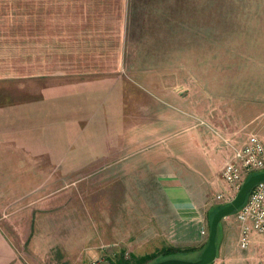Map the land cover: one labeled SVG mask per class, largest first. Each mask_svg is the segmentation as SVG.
<instances>
[{"label":"rangeland","instance_id":"1","mask_svg":"<svg viewBox=\"0 0 264 264\" xmlns=\"http://www.w3.org/2000/svg\"><path fill=\"white\" fill-rule=\"evenodd\" d=\"M122 4L112 15L118 11L122 21L101 25L95 45L84 37L88 55L98 51L103 61L109 60L107 52L119 44L123 73L134 81L124 88L121 99L140 100L153 111L155 105L162 106L173 113L171 117L182 112L189 120L183 128H164L163 146L171 147L176 140L171 135L186 129L209 133L222 153L228 151L223 137L241 142L255 133L264 144V0H129V5L125 0ZM58 5L55 0H0V96H22L16 87L34 78L40 62L56 69L63 64L62 26L47 25L48 18L61 12ZM104 88H99L103 100L109 93ZM147 110L142 116L151 118L153 111ZM59 132L63 133L56 129L53 138L56 159L63 166L79 163L82 154L74 150L79 138L72 136L74 146L68 149L69 135ZM39 160L16 172L35 183L7 186L0 181V225L18 254L31 264L94 260L110 264L121 252L138 256L173 244L169 236L173 210L148 162L123 168L120 159L117 172L109 170L101 179L91 169L83 183L84 174L67 177L58 168L43 170L35 167L44 165ZM12 172L2 170L1 176ZM110 177L115 181L107 185ZM220 181L219 192L235 195L237 190ZM238 236L232 213L219 223L222 247L215 264H264V237L251 234L249 246L241 249ZM199 254L179 252L175 257L195 260Z\"/></svg>","mask_w":264,"mask_h":264},{"label":"crops","instance_id":"2","mask_svg":"<svg viewBox=\"0 0 264 264\" xmlns=\"http://www.w3.org/2000/svg\"><path fill=\"white\" fill-rule=\"evenodd\" d=\"M55 1L61 12L52 20L48 18L47 25L62 26L63 64L56 69L50 63L44 66V61L40 62L43 65L38 67L34 78L16 87L22 96H0V181L7 186L9 183H35V179H24L27 174L19 172L16 175V172L30 169L28 162L38 158L44 165L35 167L58 168L62 170L61 175L67 177L72 173L84 174L83 183L92 174L91 169L103 179L109 170H112L111 174L117 172L120 159L125 160L121 162L123 168L132 167V162L146 161L149 169L155 170L160 190L173 210L174 224L169 231L174 241L171 246L191 248L185 252L199 254L207 241L208 218L220 206L213 196L219 192L220 169L229 150L220 152L209 133H200L196 129L172 134L176 139L173 145L163 146L164 128L171 125L180 128L189 120L182 112L171 117L173 113L166 112L162 106L155 105L153 111L140 100L136 103L128 97L121 99L124 88L133 85L134 81L123 73L119 44H115L114 51L107 52L109 60L103 61V54H97L98 51L93 56L88 55V42L84 37L87 36L89 44H94L102 33L101 25L112 20L118 25L123 17L118 11L112 15L125 0ZM97 57L99 61H95ZM47 65L50 67L46 68ZM103 85L104 89H109L104 100L99 91ZM111 97L104 106L105 100ZM146 110L153 111L151 118L142 116ZM167 114H170L169 118ZM56 129L69 135L68 149L74 146L72 136L79 138L80 145L74 149L77 154H82L79 163L75 161L63 166L61 160L56 159L53 141ZM141 139L145 140L143 145H140ZM188 153L190 157L186 156ZM2 170L13 172L2 177ZM22 174L24 178L21 179ZM114 181L110 177L106 184ZM202 230H206V234L202 235ZM221 247L218 241L217 257L211 264L219 259ZM129 255L124 253V258ZM29 261L18 254L0 225V264H31Z\"/></svg>","mask_w":264,"mask_h":264},{"label":"built area","instance_id":"3","mask_svg":"<svg viewBox=\"0 0 264 264\" xmlns=\"http://www.w3.org/2000/svg\"><path fill=\"white\" fill-rule=\"evenodd\" d=\"M199 124L205 122L199 120ZM223 141L230 153L220 169V178L233 190H238L251 174L264 171V144L255 133L248 134L238 143L224 137ZM233 196L232 193L220 191L213 197L220 205H224ZM235 217L239 225L237 244L241 249L249 246L252 233L264 237V181L252 187L243 204L235 211ZM201 233L206 234V230ZM90 264L98 262L94 260Z\"/></svg>","mask_w":264,"mask_h":264},{"label":"water","instance_id":"4","mask_svg":"<svg viewBox=\"0 0 264 264\" xmlns=\"http://www.w3.org/2000/svg\"><path fill=\"white\" fill-rule=\"evenodd\" d=\"M262 181H264V171L251 174L244 182H242L233 198L226 204L220 206L213 213L209 223L206 245L195 260L167 258L152 264H209L214 262L218 253L216 238L219 223L223 218L234 213L243 204L252 187Z\"/></svg>","mask_w":264,"mask_h":264},{"label":"trees","instance_id":"5","mask_svg":"<svg viewBox=\"0 0 264 264\" xmlns=\"http://www.w3.org/2000/svg\"><path fill=\"white\" fill-rule=\"evenodd\" d=\"M218 232H219V225H218L217 238H216L217 248H218ZM190 249L191 248L182 249L171 245L169 246L165 245L162 246L160 249H158L157 252L138 255V256L134 254H130L129 258H124V252H121L118 258L115 261H112L110 264H145L146 262L152 260L155 262L159 259L174 258L177 255V253L190 251Z\"/></svg>","mask_w":264,"mask_h":264}]
</instances>
